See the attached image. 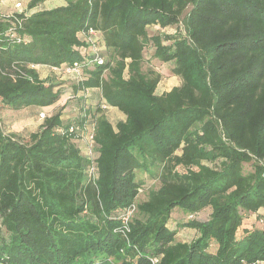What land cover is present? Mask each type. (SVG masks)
Listing matches in <instances>:
<instances>
[{"label": "trees", "instance_id": "trees-1", "mask_svg": "<svg viewBox=\"0 0 264 264\" xmlns=\"http://www.w3.org/2000/svg\"><path fill=\"white\" fill-rule=\"evenodd\" d=\"M45 1L0 14V110L53 107L50 67L81 65L82 115L45 117L27 141L0 118V263L264 264V223L242 227L264 210V0H67L29 13ZM180 23L185 37L148 35ZM148 44L180 86L155 92L161 76L142 70ZM102 104L125 119L96 117ZM88 123L94 178L81 147ZM131 205L140 217L122 230ZM205 208L206 221L179 224L198 236L175 241L172 211Z\"/></svg>", "mask_w": 264, "mask_h": 264}, {"label": "rangeland", "instance_id": "rangeland-1", "mask_svg": "<svg viewBox=\"0 0 264 264\" xmlns=\"http://www.w3.org/2000/svg\"><path fill=\"white\" fill-rule=\"evenodd\" d=\"M29 0H0V14L2 13H11V11H23L25 9V3H28ZM55 1V0H52ZM58 1V0H56ZM19 5V7L17 6ZM148 35H176L185 37V30L183 27V23L178 24V26H172L167 28H160L159 26H150L147 29ZM171 41L164 40V44H170ZM101 49V48H100ZM153 46L147 45L143 52V61H142V70L150 69L161 76V79L156 87V93L162 94L165 92H169L172 88L178 87L181 84V79L177 76H173L170 74V64H162L158 60L151 57L153 53ZM42 74L47 76H53V72L50 71L47 73L45 69L41 71ZM58 73V72H57ZM57 79L54 80L56 83L55 90L60 92V98L62 103L57 105L56 107L48 108L45 110H39L38 113L34 114L30 111L29 108L20 109V110H0V118H1V126L5 134L15 135L20 141H27L29 139V135L39 130L40 125L42 124L45 117L51 116L56 113H60V119L68 116L64 114V105L70 110L72 109V117H76L78 114L82 115L80 112V103H75V97L82 93L80 91H76L75 79L72 75L66 73L57 74ZM46 76V77H47ZM63 76V77H62ZM77 94L74 97V94ZM87 94V91L84 94ZM74 97V98H72ZM73 100V101H72ZM41 115V116H40ZM102 116L106 120H108L112 125H115L117 122L122 121L123 114L120 113L117 109L111 108L106 105V108L100 111L96 117ZM64 121V120H63ZM82 145V146H81ZM81 147L84 146V143L81 142ZM179 153V152H178ZM210 166H216L214 163L210 164ZM179 172L185 171L183 168H177ZM252 170L251 164L244 165V171L249 172ZM141 178L142 176L139 175ZM159 187V182H149L144 192H140L137 197V203L145 201L148 198V193L150 190L157 189ZM210 208H205L201 212L194 214H185L180 209H174L171 213L170 219L167 223V227L170 230L176 231L175 241L177 242H190L192 239L198 236V233L193 228L180 227L179 224L186 222V216L192 215L194 220L197 221H206L209 218ZM137 211L132 213L131 218H139ZM262 221V223H261ZM264 223V210L259 209L256 213L252 215H245L243 219V226L248 228H259L261 224ZM262 264V263H260Z\"/></svg>", "mask_w": 264, "mask_h": 264}, {"label": "built area", "instance_id": "built-area-1", "mask_svg": "<svg viewBox=\"0 0 264 264\" xmlns=\"http://www.w3.org/2000/svg\"><path fill=\"white\" fill-rule=\"evenodd\" d=\"M19 7V5H17ZM88 40H90L93 44V52L96 54L95 58L92 60L93 62H97L98 64H102L103 60L98 57V52H99V48H98V44L97 46L95 45V41L92 39V37H95L97 35V32L94 31L93 29H89L88 33L86 34ZM90 37V38H89ZM50 70L55 71V72H59V73H66V74H70L74 77L75 81L79 82L82 81L84 76H83V71H82V66L80 65H76V66H72V67H65L63 69H57L56 67H50ZM86 92V91H85ZM73 98V97H72ZM101 109H105L106 105L102 104ZM41 116V115H40ZM85 128L87 129V134L84 137V141H85V145H84V156L90 161L89 167H88V176L90 178H94V172H95V167H94V153H93V132H94V123H88L87 125H85ZM58 132H61V129H58ZM69 132H73V128L69 129ZM83 141V142H84ZM136 210L134 205L129 206L128 208H126L124 214L121 216V222L123 224L122 230L128 229L127 225L128 222L131 219V215L132 213H134V211ZM188 218L191 219L192 215H188ZM262 222V221H261ZM159 262V258H149L148 260V264H158ZM2 264V263H0Z\"/></svg>", "mask_w": 264, "mask_h": 264}, {"label": "crops", "instance_id": "crops-1", "mask_svg": "<svg viewBox=\"0 0 264 264\" xmlns=\"http://www.w3.org/2000/svg\"><path fill=\"white\" fill-rule=\"evenodd\" d=\"M66 1L67 0H58V1H56V0L55 1L47 0V1L43 2L42 4H40L39 6H37V7L33 8V9L29 10V13H32V12H35V11H42V10H46V9H50V8L58 7V6H65L66 3H67ZM25 5H27V3H25ZM25 9H26V6H25ZM11 12H15V11H11ZM18 12H20V11H18ZM6 13H8V12H6ZM43 69H45L47 71V73L50 72L46 67H36V70L38 71V73H39V75H40L41 78H45L47 76V75L41 73V71H43ZM75 86H76V84H75ZM76 91L78 92L79 90L77 89ZM71 93L72 94H75L73 92H71ZM75 95H77V94H75ZM77 96L79 97L80 95L78 94ZM78 99H81V96ZM61 103H62L61 99H58L57 103L53 106V108L56 107L57 105L61 104ZM75 103H78V102L76 101ZM87 103H89V101H87ZM64 107H65L64 114H67L68 116H66L65 118L62 117V119L64 121H68L69 119L74 118V117H72V114H71L72 113V109L70 110V108L69 107L67 108L65 105H64ZM49 108H52V107H49ZM45 109H48V108H44V109H40V110H45ZM123 117L124 118L122 119V121L125 119V116L124 115H123Z\"/></svg>", "mask_w": 264, "mask_h": 264}]
</instances>
